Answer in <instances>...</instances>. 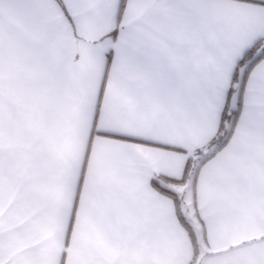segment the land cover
I'll return each instance as SVG.
<instances>
[{
    "label": "crops",
    "instance_id": "crops-1",
    "mask_svg": "<svg viewBox=\"0 0 264 264\" xmlns=\"http://www.w3.org/2000/svg\"><path fill=\"white\" fill-rule=\"evenodd\" d=\"M254 49L264 0H0V264H264V57L190 191L197 250L159 190Z\"/></svg>",
    "mask_w": 264,
    "mask_h": 264
},
{
    "label": "trees",
    "instance_id": "trees-1",
    "mask_svg": "<svg viewBox=\"0 0 264 264\" xmlns=\"http://www.w3.org/2000/svg\"><path fill=\"white\" fill-rule=\"evenodd\" d=\"M254 57L252 63L247 67L246 72H245V76H244V81H243V86H242V90H241V95L243 92V87H244V82L245 79L249 73V71L254 67V65L259 62L263 57H264V50L263 51H258L257 49L252 50L249 54H247L244 59L238 64V66L236 67L235 73L233 75V80H232V87L229 91V95H228V99H227V104L225 107V110L223 112L222 115V119H221V125H220V129H219V133L217 135V137L215 138V140H213V142L209 145V149L208 152L206 154H203V152H197V160L194 161L192 159H189L186 167H185V171H184V175L182 177L181 180L179 181H174V183L178 184V185H189L190 186V191H194V186H195V178H196V174L201 166V164L211 158L220 148H222L226 142L228 141L231 133H232V129L234 127V123H235V119L236 116L238 114L237 113H231L229 110V101L230 98L234 92L236 83H237V78H238V71L241 68V66L248 61L250 58ZM241 95L238 101V111L240 108V100H241ZM155 186L158 187V185L156 184V182H154ZM159 188V187H158ZM160 191L173 196L174 200H175V205L177 208V212L179 215V219L181 220V222L183 223V225L185 226V228L187 229L191 240L193 242V245L195 247V250H197L198 247V241H197V236H196V231L193 227V225L191 224L190 220L187 218L186 216V210L185 213L182 212V206H184L182 203V198L183 196H178L177 194L168 192V191H164L162 189L159 188ZM187 209V208H185Z\"/></svg>",
    "mask_w": 264,
    "mask_h": 264
},
{
    "label": "water",
    "instance_id": "water-1",
    "mask_svg": "<svg viewBox=\"0 0 264 264\" xmlns=\"http://www.w3.org/2000/svg\"><path fill=\"white\" fill-rule=\"evenodd\" d=\"M254 57L250 58L248 61H246L241 68L238 71V78H237V83L234 89V92L230 98L229 101V110L231 113H237L238 112V101L241 95V90L243 86V81H244V76L247 67L252 63Z\"/></svg>",
    "mask_w": 264,
    "mask_h": 264
},
{
    "label": "rangeland",
    "instance_id": "rangeland-1",
    "mask_svg": "<svg viewBox=\"0 0 264 264\" xmlns=\"http://www.w3.org/2000/svg\"><path fill=\"white\" fill-rule=\"evenodd\" d=\"M183 191L186 192V194L184 193V195L182 193L179 194V196H183L182 198V201H183V205L182 206V212L185 213L184 210H186V216L187 218L190 219L191 221V224L194 225V218H193V209H192V203H191V196H190V186L189 185H186L184 188H183ZM187 208V209H185Z\"/></svg>",
    "mask_w": 264,
    "mask_h": 264
}]
</instances>
